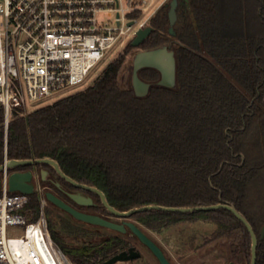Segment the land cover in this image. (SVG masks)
Masks as SVG:
<instances>
[{
  "label": "trees",
  "instance_id": "16d2710c",
  "mask_svg": "<svg viewBox=\"0 0 264 264\" xmlns=\"http://www.w3.org/2000/svg\"><path fill=\"white\" fill-rule=\"evenodd\" d=\"M179 2L176 37L169 33L167 14L165 19L161 14L152 19L154 31L140 46L143 51L170 46L175 52V88L158 86L159 72L144 69L140 77L152 85L147 96L122 89L123 53L87 89L26 116L16 114L7 148L0 104V166L6 157L53 159L67 176L100 189L122 212L151 205H233L258 236L257 264H264V0ZM133 48L128 43L126 53ZM29 169L40 178L48 172L42 186L60 181L78 190L50 166ZM39 211V196L33 194L23 214L35 221ZM133 219L157 234L186 221L213 223L212 242L227 246L228 264H251V234L227 210H153ZM50 235L76 264H103L135 247L126 234L71 247L52 223Z\"/></svg>",
  "mask_w": 264,
  "mask_h": 264
},
{
  "label": "built area",
  "instance_id": "2783aa9c",
  "mask_svg": "<svg viewBox=\"0 0 264 264\" xmlns=\"http://www.w3.org/2000/svg\"><path fill=\"white\" fill-rule=\"evenodd\" d=\"M154 7L155 0H0L5 147L16 114L26 116L35 104L85 86L108 56L122 52L139 30L150 26ZM138 12L139 17H130ZM8 161L6 157L0 172V264H76L50 236L46 189L38 172L9 169ZM15 172L33 174L40 200L35 221L23 214L32 195L9 191Z\"/></svg>",
  "mask_w": 264,
  "mask_h": 264
},
{
  "label": "water",
  "instance_id": "95a60500",
  "mask_svg": "<svg viewBox=\"0 0 264 264\" xmlns=\"http://www.w3.org/2000/svg\"><path fill=\"white\" fill-rule=\"evenodd\" d=\"M179 0H171L169 4L168 11V21H169V33L171 36L176 37L175 28L179 22ZM154 31L153 27L148 26L137 32L136 37L132 41V46L134 48H139L147 38ZM144 69H154L159 72L160 80L157 85L166 88H175L177 84V59L175 52L171 50L170 46H163L153 50H144L136 54L133 61V75H132V86L133 91L137 97H145L149 94L152 87L150 83L145 82L140 77V72ZM47 165L52 167L59 176L71 184L74 188L90 192L100 197L102 205L106 208L111 217L123 220L122 223L113 222L103 216L98 214H91L77 209L76 207L66 203L64 200L60 199L53 192H46V199L52 205L65 211L71 215L75 220L85 223L91 226H97L102 228H107L109 230L118 232L120 234L131 233L132 236L137 238L144 246H146L152 254L156 257L159 264H171L166 258L162 249L152 241L140 228L139 223L133 221V216L137 213H143L153 210H162L170 213H183V214H193L196 212H209L216 211L220 209L227 210L233 213L248 229L252 237V259L251 264H257L258 259V246L259 238L256 235L252 225L248 222L246 217L238 211L235 206L230 204L220 203L214 206H204L196 208H175V207H164L158 205L145 206L141 208L132 209L130 211H119L112 207L106 195L98 188L92 187L86 184L79 183L73 180L71 177L67 176L61 169L57 161L45 158L36 160H9L7 162V167L12 170H18L20 168H29ZM3 170V166H0V172ZM48 172L43 170L41 173L42 179L45 180ZM32 172H15L9 179V191L10 192H20L23 194L33 195L35 193ZM0 188H1V178H0ZM70 198L77 206L91 207L95 206L92 198H86L84 196L75 194L70 195ZM261 239H264V228L261 232ZM142 257V253L136 248L132 247L128 251L121 252L114 257L110 258L103 264H116L118 262H132L138 260ZM233 264V263H230Z\"/></svg>",
  "mask_w": 264,
  "mask_h": 264
},
{
  "label": "rangeland",
  "instance_id": "374dc122",
  "mask_svg": "<svg viewBox=\"0 0 264 264\" xmlns=\"http://www.w3.org/2000/svg\"><path fill=\"white\" fill-rule=\"evenodd\" d=\"M170 2L171 0H155L154 10H156V13L154 18L162 14V18L165 19V15L167 14L168 16ZM176 29L179 30V25L176 26ZM171 41L173 42V40ZM141 51L143 50L140 47L130 49L127 53L125 49L122 52H120V50L114 51L111 56L107 57L103 65L101 64L102 66H99L100 68L98 67L99 69L97 68V71L95 70L96 73L92 76L91 80L74 93L92 86L108 64L123 53L126 54V60L119 76V86L122 89L133 91V61L136 54ZM142 80L147 82L144 78H142ZM58 99H60V97H53L48 101L35 104V107L38 109L50 105ZM83 208L85 211H89L87 207ZM45 213L49 232L50 223H52L57 228L61 238L71 247L87 246L102 242L113 235H120V233L107 228L81 223L60 211L50 202H47L46 204ZM100 213L106 217H110L107 219L113 222L121 223L123 221L111 217V215L107 214L105 211L100 210ZM133 221L138 222L136 219H133ZM139 226L149 238L159 244L162 250L173 262L179 261L181 264H228L226 255L228 252L227 246L225 247L222 244H215L212 242L213 234L216 230L213 223L201 220L186 221L164 230L161 234L151 231L141 223H139ZM126 235L127 237L129 236V238H132L128 233ZM136 248L142 253V257L138 260L129 262L128 264H158L143 245L138 243Z\"/></svg>",
  "mask_w": 264,
  "mask_h": 264
},
{
  "label": "flooded vegetation",
  "instance_id": "af4514ba",
  "mask_svg": "<svg viewBox=\"0 0 264 264\" xmlns=\"http://www.w3.org/2000/svg\"><path fill=\"white\" fill-rule=\"evenodd\" d=\"M42 178V176H41ZM41 178H40V183H41ZM43 180V179H42ZM44 181V180H43ZM42 185V184H41ZM45 189H46V192H53L54 194H56L60 199L64 200L66 203L76 207L77 209L81 210V211H84V212H87V213H91V214H98V215H102L100 213V209H99V204L97 203L95 197H94V194L90 193V192H87V191H83V190H73L71 188H68L66 186H63L62 183L59 181V182H56L54 183V185H47V186H44ZM75 194H78V195H81V196H84L86 198H92L94 203H95V206H91V207H87L89 211H85V209L83 208V206H77L73 200L70 198V195H75ZM56 207V206H55ZM57 208V207H56ZM59 209V208H58ZM60 211L66 213L65 211L59 209ZM67 215H69L68 213H66ZM70 217H72L71 215H69ZM103 217L105 218H110V217H106L104 215H102ZM73 218V217H72ZM74 219V218H73ZM123 222V221H122ZM121 222V223H122ZM128 235H130L134 241H135V247H137V244H141L143 245L137 238H135L134 236L131 235V233H128ZM151 239V238H150ZM152 240V239H151ZM154 241V240H152ZM155 242V241H154ZM158 246L159 244L157 242H155ZM144 246V245H143ZM147 251L151 254V256L157 261V263L159 264L158 260L156 259V257L152 254V252L146 247L144 246ZM160 247V246H159ZM161 248V247H160ZM162 249V248H161ZM163 251V250H162ZM164 252V251H163ZM166 258L168 259V261L171 263V264H181V262L179 261H175L173 262L172 260H170V258L168 257V255L164 252Z\"/></svg>",
  "mask_w": 264,
  "mask_h": 264
}]
</instances>
